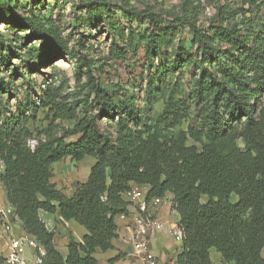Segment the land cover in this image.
<instances>
[{
	"label": "trees",
	"instance_id": "16d2710c",
	"mask_svg": "<svg viewBox=\"0 0 264 264\" xmlns=\"http://www.w3.org/2000/svg\"><path fill=\"white\" fill-rule=\"evenodd\" d=\"M200 6L187 0L178 13L165 15L98 1L75 5L73 10L85 8L89 19L105 22L115 60L124 63L142 50L144 103L129 93L122 76L95 78L94 59L84 57L76 61L77 73L87 67L86 86L95 105L87 99L69 104L57 88L48 87L38 95L40 105L27 101L0 125L6 200L22 230L43 246L44 264H97L96 251L113 248L118 237L116 218L129 213L123 195L132 184L149 187L148 204L172 194L182 233L176 264H214L211 248L229 264H264V0L218 3L206 25L199 23ZM120 14L127 25H118ZM12 18L31 25L26 17ZM56 38V56H64L67 49ZM185 65L195 73L187 97L168 98L163 114L153 118L162 86ZM128 72L129 81L138 74ZM1 83L10 88L8 81ZM39 107L48 108L53 120H76L74 128L62 135L48 128L33 135L28 124ZM103 120L113 126L103 128ZM70 136L77 139L68 141ZM30 139L37 142L33 147ZM86 156L96 159L88 179L77 181L68 196L52 181L53 166ZM41 211L87 229L82 240L70 236L66 256Z\"/></svg>",
	"mask_w": 264,
	"mask_h": 264
},
{
	"label": "rangeland",
	"instance_id": "374dc122",
	"mask_svg": "<svg viewBox=\"0 0 264 264\" xmlns=\"http://www.w3.org/2000/svg\"><path fill=\"white\" fill-rule=\"evenodd\" d=\"M97 1L110 4L115 9L120 7L152 8L165 15H170L178 13L187 0H0L2 6L9 2L12 5L16 4L12 8L11 6L4 8L0 6V125L6 117L10 118L13 114L19 113L27 101L34 99L37 101V105H40L38 95L48 87L57 88L63 96V100L69 104H74L77 101L76 103L80 105L79 101L87 99L95 105L94 95L90 97L89 88L86 86L89 80L88 74L85 73L87 67H82V72L77 73L79 68L76 61L84 57L94 59L95 67L92 68V74L95 78L105 82L122 76L129 93H134L138 97L139 105L144 103L147 86L145 66L147 64L143 60L142 50L137 57L131 55L124 63L121 60H115L111 50L112 35L102 18L98 16L95 20L89 19L85 8L73 10L75 5L93 4ZM188 1L195 6L200 3L199 23L206 25L216 4L223 3L225 0ZM230 1L234 5H238L240 2V0ZM15 15L26 17L31 25L25 26L12 22V17ZM120 17L122 18V14ZM117 22L118 25L126 24L123 18ZM38 23L39 25L36 27ZM126 32H128L127 28ZM57 36L67 49L64 56H56L58 45L54 43V39H57ZM49 52L52 54V60L45 59V56L50 55ZM7 57L9 59H6ZM156 63L158 62L156 61ZM131 70L138 74L132 81H129L128 71ZM171 76L172 79L162 86L165 90L161 91L162 96L156 98L153 118L163 114L168 98L174 97L176 100H180L187 97L195 77L194 68L187 65L182 66L178 68L175 75ZM178 76H181L180 82L176 78ZM1 79L8 81L10 88H5ZM98 111L94 110V113ZM190 112L194 115L193 106L190 107ZM31 113L32 111L26 110L24 114L30 115ZM81 115L82 113H80ZM52 116L48 108L39 107L35 118L28 124L33 135H39L40 131L47 128L57 135H62L75 126L76 120H53ZM101 124L103 128L113 126L106 120H103ZM187 124L188 122L185 121L181 127L186 129ZM75 139L77 136H70L68 141ZM29 143L33 147L37 142L30 139ZM190 143L193 141L190 140ZM240 145L243 146L241 140ZM95 161L93 156H86L81 161H75L70 157L65 158L54 164L52 179L69 196L71 188L77 181L85 182L88 179ZM3 171L4 165L0 159V175ZM3 207H8V202L5 189L0 181V211ZM41 217L44 220L47 218V214L42 212ZM10 221L14 234H21L22 224L14 213H11ZM74 225L76 226V236L81 230L87 231L83 225L77 222H74ZM7 253V240L0 239V259L4 260ZM32 254V250L27 252L31 259L34 258ZM216 264L219 263L216 262Z\"/></svg>",
	"mask_w": 264,
	"mask_h": 264
},
{
	"label": "crops",
	"instance_id": "0c3cea01",
	"mask_svg": "<svg viewBox=\"0 0 264 264\" xmlns=\"http://www.w3.org/2000/svg\"><path fill=\"white\" fill-rule=\"evenodd\" d=\"M52 181L55 182L53 179ZM136 186L146 191L149 188L146 185L141 186L132 184V187ZM74 191L75 186L71 188L69 196H71ZM123 197L129 203V213L127 215H120L116 218L118 237L113 241V248L107 251H96L95 256L97 258V264H145V260L138 254L133 240L134 232L132 224L134 216L138 213V207L136 203H133L125 195H123ZM172 197V194L168 193L154 213L155 219L163 223V227L157 229L151 237V247L158 256V264H176V257L182 250V238L178 239L175 235V230L178 227L179 214L172 208ZM8 206L10 205L8 204ZM42 212L44 211H41L40 214ZM44 213L47 214V218L44 219L47 227L50 230L56 231L55 244L57 249L63 256H66L70 236L72 235L75 239L82 240L87 231L81 230L79 235L76 236V226L74 225L76 221H65L58 213ZM118 255H121L120 258L112 262L111 260L115 259ZM211 255L214 264H216V262L219 264H229L222 258L220 253H217L215 248H211Z\"/></svg>",
	"mask_w": 264,
	"mask_h": 264
},
{
	"label": "built area",
	"instance_id": "2783aa9c",
	"mask_svg": "<svg viewBox=\"0 0 264 264\" xmlns=\"http://www.w3.org/2000/svg\"><path fill=\"white\" fill-rule=\"evenodd\" d=\"M124 195L133 203L137 204L138 213L134 216L132 224L134 232V243L139 255L145 260V264H158V256L151 247V237L157 229L163 227V223L155 219L154 213L164 198H153L148 204L146 201L147 191L136 186L131 187ZM2 227L0 228V239L7 240L8 253L6 254L3 264H44L45 250L39 245L36 238L28 235L22 230V233L15 235L13 232L10 215L13 212L11 206L3 207L0 211ZM178 239L182 238V233L175 230ZM32 250L31 256L27 252Z\"/></svg>",
	"mask_w": 264,
	"mask_h": 264
}]
</instances>
